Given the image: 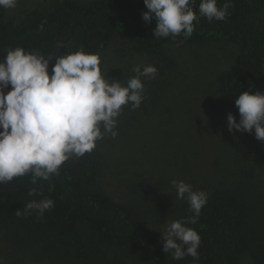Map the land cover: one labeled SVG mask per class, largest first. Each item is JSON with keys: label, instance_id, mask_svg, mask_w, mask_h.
I'll return each instance as SVG.
<instances>
[{"label": "trees", "instance_id": "16d2710c", "mask_svg": "<svg viewBox=\"0 0 264 264\" xmlns=\"http://www.w3.org/2000/svg\"><path fill=\"white\" fill-rule=\"evenodd\" d=\"M200 0L192 5L198 8ZM224 0H218L223 4ZM225 20L201 16L190 37L155 38V17L146 22L143 0H56L45 11L32 9L20 22L4 21L0 7V59L7 50H26L58 57L77 48L99 52L116 36H124L136 52L175 66L164 51L168 44L234 43L243 73L257 90H264V20L254 21L264 0H231ZM42 25V27H41ZM55 62L53 58L49 69ZM217 94L236 99L246 84L234 68L214 74ZM99 159L91 153L69 159L59 175L31 183V175L0 184V224L9 233L49 245L47 264H240L247 253L251 264H264V200L242 179L220 182L207 191V203L198 222L187 225L201 237L199 259H173L163 253V232L150 228L130 206L113 200L95 186ZM37 188L38 195H29ZM54 200L42 216H16L32 200ZM172 220L192 216L187 200L173 207Z\"/></svg>", "mask_w": 264, "mask_h": 264}, {"label": "rangeland", "instance_id": "374dc122", "mask_svg": "<svg viewBox=\"0 0 264 264\" xmlns=\"http://www.w3.org/2000/svg\"><path fill=\"white\" fill-rule=\"evenodd\" d=\"M54 1L17 0L14 8L4 9V21L17 24L25 12L45 11ZM253 20H264V9ZM164 51L175 62L172 69L136 52L124 36L114 37L99 51L102 71L121 83L135 75L137 64L158 71L155 78H141L144 99L138 108L123 107L118 135H106L91 152L100 161L96 188L163 233L173 221V207L186 200L177 199L173 180L207 192L220 182L242 179L264 200V141L254 132L227 130V114L238 122V109L235 99L219 97L214 84L215 72L231 67L243 76L245 91H258L240 67L238 47L227 41L172 43ZM48 250V244L15 236L0 224L2 264H47ZM240 264H251L247 253Z\"/></svg>", "mask_w": 264, "mask_h": 264}, {"label": "clouds", "instance_id": "9594fccd", "mask_svg": "<svg viewBox=\"0 0 264 264\" xmlns=\"http://www.w3.org/2000/svg\"><path fill=\"white\" fill-rule=\"evenodd\" d=\"M146 22L155 17V38L190 37L201 16L209 22L225 20L231 0H143ZM17 0H0V7L12 9ZM42 27V25H41ZM55 62L49 69L50 61ZM157 68L137 64L134 76L121 83L109 78L101 68V53L77 48L55 57L38 50L16 47L7 50L0 59V184L31 175V183L49 180L59 175L61 167L71 158L91 153L97 141L106 135L115 138L117 118L123 107L138 108L144 99L143 78H155ZM10 85V88H9ZM5 89H8L5 91ZM239 121L229 112L226 128L229 132H254L264 141V90L241 91L235 101ZM177 199H186L192 216L171 221L162 235L163 253L173 259L185 256L199 259L201 237L187 225H195L208 193L194 190L191 184L173 180ZM32 188L29 195H38ZM54 207V200L44 198L29 201L16 216H42ZM2 264V262H0Z\"/></svg>", "mask_w": 264, "mask_h": 264}]
</instances>
